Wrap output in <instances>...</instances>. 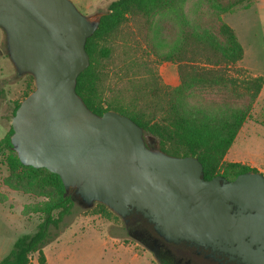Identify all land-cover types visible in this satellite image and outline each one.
Returning <instances> with one entry per match:
<instances>
[{
  "label": "water",
  "instance_id": "obj_1",
  "mask_svg": "<svg viewBox=\"0 0 264 264\" xmlns=\"http://www.w3.org/2000/svg\"><path fill=\"white\" fill-rule=\"evenodd\" d=\"M103 15L71 0H0V29L18 75L35 90L11 121L21 164L58 175L67 193L125 220L141 214L168 242H186L242 264H264V175L203 177L197 157H175L116 111L93 113L77 94L87 40Z\"/></svg>",
  "mask_w": 264,
  "mask_h": 264
},
{
  "label": "trees",
  "instance_id": "obj_2",
  "mask_svg": "<svg viewBox=\"0 0 264 264\" xmlns=\"http://www.w3.org/2000/svg\"><path fill=\"white\" fill-rule=\"evenodd\" d=\"M253 0H115L108 5L95 34L87 40L89 67L79 76L76 92L102 116L116 111L153 137L158 148L175 157H197L205 180H234L257 172L225 158L249 120L264 78L238 67L244 49L221 16ZM176 65L180 84L162 83L157 66ZM230 72L233 74L231 75ZM4 90H0V96ZM20 104L14 110L13 116ZM13 130L0 150L10 177L57 194L34 212L43 216L35 233L23 235L0 264H46L44 247L58 236L73 212L74 198L58 175L21 164L11 144ZM102 210L108 209L98 204Z\"/></svg>",
  "mask_w": 264,
  "mask_h": 264
},
{
  "label": "rangeland",
  "instance_id": "obj_3",
  "mask_svg": "<svg viewBox=\"0 0 264 264\" xmlns=\"http://www.w3.org/2000/svg\"><path fill=\"white\" fill-rule=\"evenodd\" d=\"M71 1L81 14L99 16L104 15L108 5L115 0ZM221 19L235 31L244 49V58L238 67L245 69L247 75L264 78V0H253L249 7L239 6L234 12L222 15ZM157 71L164 85L173 88L180 84L178 69L173 64L158 65ZM0 90H4V95L0 96L1 145L11 130L16 106L35 90L33 77L18 75L10 61L2 29ZM259 105L255 107L254 104L249 120L225 158L227 163L236 161L231 154L236 155L235 150L241 148L237 159L241 164L254 170L257 169L253 165L257 168L264 165V103ZM246 140L249 142L244 147ZM153 146L158 147V144ZM9 154L0 150V261L13 250L18 238L35 233L43 216L34 209L57 197L52 190L40 191L33 185L15 182L6 164ZM72 196V214L65 217L59 230L50 229V233L58 232V236L44 247L46 264H159L148 247L131 233L133 224L141 219L123 220L109 209L102 210L98 204L87 208L80 199ZM33 261L38 264L37 256Z\"/></svg>",
  "mask_w": 264,
  "mask_h": 264
},
{
  "label": "flooded vegetation",
  "instance_id": "obj_4",
  "mask_svg": "<svg viewBox=\"0 0 264 264\" xmlns=\"http://www.w3.org/2000/svg\"><path fill=\"white\" fill-rule=\"evenodd\" d=\"M71 195L76 197L75 194ZM129 218L141 219L133 224L134 230L131 233L148 247L159 264H242L226 254L211 249L186 242H168L155 232L153 225L141 214L132 213L126 219Z\"/></svg>",
  "mask_w": 264,
  "mask_h": 264
},
{
  "label": "crops",
  "instance_id": "obj_5",
  "mask_svg": "<svg viewBox=\"0 0 264 264\" xmlns=\"http://www.w3.org/2000/svg\"><path fill=\"white\" fill-rule=\"evenodd\" d=\"M174 66H176V65H174ZM253 77H258V76H253ZM179 85V84H178ZM178 85H176V86H178ZM176 86H174V87H176ZM263 95H264V86H263V89H262V91H261V93H260V95H259V97H258V99H257V102L255 103V107H257V106H260L259 104H262V103H264V101H263ZM260 108V107H259ZM245 125V124H244ZM241 131V130H240ZM239 134H240V132H239ZM239 134H238V136H239ZM237 136V137H238ZM236 140H237V138H236ZM235 140V141H236ZM249 142V140H246L245 142H244V147L246 146V144ZM235 143V142H234ZM231 149V148H230ZM238 150H235V153H236V155L235 154H231V158H235L236 159V161H233V163H240L239 161H237V159H238V154H240L241 153V148H237ZM230 152V151H229ZM228 155V154H227ZM234 156V157H233ZM244 162L246 163V160H244ZM249 163H251V164H255V162L254 161H250ZM244 164V163H243ZM253 168H255V169H257V171H259L261 174H263L264 175V165H262L260 168H257L256 166H252ZM33 264H34V261H33Z\"/></svg>",
  "mask_w": 264,
  "mask_h": 264
}]
</instances>
